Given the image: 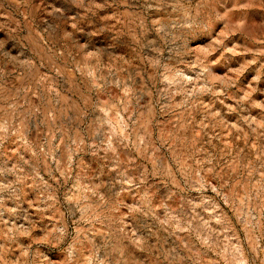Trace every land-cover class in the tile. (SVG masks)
<instances>
[{"label":"rangeland","instance_id":"rangeland-1","mask_svg":"<svg viewBox=\"0 0 264 264\" xmlns=\"http://www.w3.org/2000/svg\"><path fill=\"white\" fill-rule=\"evenodd\" d=\"M0 264H264V0H0Z\"/></svg>","mask_w":264,"mask_h":264}]
</instances>
